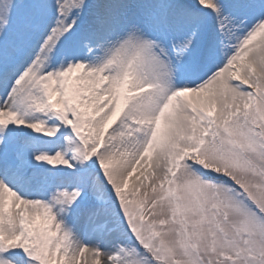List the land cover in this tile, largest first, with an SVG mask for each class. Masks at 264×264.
Segmentation results:
<instances>
[{
	"label": "snow or ice",
	"instance_id": "6c2138e0",
	"mask_svg": "<svg viewBox=\"0 0 264 264\" xmlns=\"http://www.w3.org/2000/svg\"><path fill=\"white\" fill-rule=\"evenodd\" d=\"M0 264H264V0H0Z\"/></svg>",
	"mask_w": 264,
	"mask_h": 264
}]
</instances>
